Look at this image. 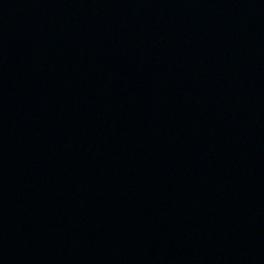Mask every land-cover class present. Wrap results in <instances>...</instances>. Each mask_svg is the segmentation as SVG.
<instances>
[{
    "label": "water",
    "instance_id": "1",
    "mask_svg": "<svg viewBox=\"0 0 264 264\" xmlns=\"http://www.w3.org/2000/svg\"><path fill=\"white\" fill-rule=\"evenodd\" d=\"M0 264H264V0H0Z\"/></svg>",
    "mask_w": 264,
    "mask_h": 264
}]
</instances>
